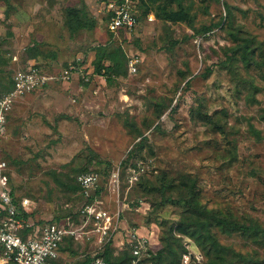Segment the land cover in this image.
I'll list each match as a JSON object with an SVG mask.
<instances>
[{
	"label": "rangeland",
	"instance_id": "rangeland-1",
	"mask_svg": "<svg viewBox=\"0 0 264 264\" xmlns=\"http://www.w3.org/2000/svg\"><path fill=\"white\" fill-rule=\"evenodd\" d=\"M107 1L0 0V92L32 65L53 73L85 57L92 75L94 49L109 38ZM180 1L192 26L157 19L163 2L142 0L139 11L154 17L118 37L114 47L125 60L105 73L108 82L96 75L84 86L74 77L69 110L63 82L14 104L7 175L15 197L31 201L34 224L78 209L66 185L85 170L108 187L102 202L115 216V253L132 231L154 251L172 243L171 227L188 216L183 201L191 185L204 210L264 229V0ZM68 11L87 14L96 28L71 31ZM132 59L135 74L128 71ZM211 233L223 247L219 259L176 234L174 250L187 252L182 264H264L259 237L218 227ZM74 246L78 254L93 251L91 244Z\"/></svg>",
	"mask_w": 264,
	"mask_h": 264
},
{
	"label": "built area",
	"instance_id": "built-area-1",
	"mask_svg": "<svg viewBox=\"0 0 264 264\" xmlns=\"http://www.w3.org/2000/svg\"><path fill=\"white\" fill-rule=\"evenodd\" d=\"M139 0H110L106 5L107 29L113 36H118L120 30L133 34L136 26L135 14L139 10ZM151 20V17L149 18ZM81 58L57 73H47L34 65L27 70L18 71L13 76V88L0 96V246L4 248V255L0 264L14 261L18 264H56L59 258V245L65 236L75 241L94 239L97 244L104 242L107 237H113L116 226L113 224L115 216L102 208L98 202L84 205L80 209L83 222L74 227L68 221L57 224L48 221L44 225H35L30 217L32 213L31 201L24 198L19 205L14 203L8 186L7 162L2 158L4 139L7 136L8 116L14 104L21 98L32 94L52 82H70L74 77L81 82L88 83L91 73L85 71ZM130 74L137 72V60H130L128 64ZM132 179L130 178V183ZM85 197H90L97 189L100 176L94 172L83 173L77 178ZM117 184L118 175L113 174L109 184ZM110 190V187H109ZM30 229L24 236L22 232ZM126 243L131 245L134 259L132 264H149L143 261L149 257L150 242L139 236L137 231L125 235ZM187 261V256H183ZM90 264H106L101 258H96Z\"/></svg>",
	"mask_w": 264,
	"mask_h": 264
},
{
	"label": "trees",
	"instance_id": "trees-1",
	"mask_svg": "<svg viewBox=\"0 0 264 264\" xmlns=\"http://www.w3.org/2000/svg\"><path fill=\"white\" fill-rule=\"evenodd\" d=\"M110 0H108L105 4V11H106V5L108 4ZM152 4H156L159 1L163 2V5L158 4L156 6V12L154 13L155 17L161 21H166L169 23H185L188 26L193 25V17L189 14V12L182 6L180 0H149ZM139 3L142 7V0H139ZM173 3H177L178 9L173 11L170 10V7L173 5ZM148 12H141L138 10V12L135 14L136 19V26L135 31L138 29V26L140 25L141 19L147 15L148 19L154 15H148ZM107 14L105 12V20L107 21ZM67 24L71 31H77L81 29H86V31H92L96 28V23L92 22L87 18V14L81 13L77 14L73 11L67 12ZM209 30V28L205 29ZM134 31V33H135ZM109 38L108 40L102 44L95 47V60L91 63L92 67V75L91 76H105V73L112 72L117 67L119 61L125 60V56L119 47H114L116 44V40H118V37H125L127 39V36H129L128 33H126L124 30H120L118 36H113L107 29ZM131 35V34H130ZM112 50H108V49ZM92 50V49H90ZM32 57V56H31ZM53 57H56L54 54ZM84 57V56H83ZM108 61L109 66H104V62ZM86 62V59H82V65ZM36 67H39L38 65H34ZM41 68V67H39ZM53 73H57L53 72ZM91 78V77H90ZM108 82L109 80L107 77L105 78ZM54 83V82H53ZM84 86H87L88 83H84ZM1 85V84H0ZM47 87V86H46ZM13 88V78L9 80L8 88L2 90L0 92V96L3 94L8 93ZM10 116V115H9ZM8 116V120H9ZM261 120L264 122V112L261 115ZM9 124H7V136L9 134ZM6 136V137H7ZM6 141V138L4 139V142ZM2 158L7 162L4 156V143H3V150H2ZM8 168V163H7ZM140 171V168L137 169ZM136 172V170H135ZM88 173L85 170L77 172L73 178L70 180V182L67 183L66 188L71 191L75 196L76 200H79L80 205L78 206V209L75 208V210L69 211L65 216H56L52 221L61 225L65 224L68 219L70 222L73 223L74 227L80 226L83 222V217L80 215V209L87 204H91L93 202H98L99 205L107 209L103 205L102 202V194L106 193L108 190V187L106 189V186H102V182L100 180L97 189L92 191L90 197H85L83 193V189L78 183V176ZM8 174V169H7ZM8 186L11 190V196L13 197L14 203L16 205H19L21 201L24 198L17 199L15 197L14 192L12 191L9 183V177H8ZM189 197L183 201L185 207L187 208L186 215H188L184 220L180 221L178 224H174L173 227H171L169 231V236L171 237L170 240H172L174 243L177 233L182 234L183 236L190 237L193 239L197 245L208 255L213 256L217 259L221 258V252L223 250V247L218 243L215 236L211 233L212 227H218L220 228L224 233L230 235L233 233H239L241 235H247V236H253V237H259L262 244L264 245V229L258 226L254 225H245L241 224L239 222L231 221L226 218L220 217L218 214H211L210 212L204 210L197 201V196L194 192V186H189ZM165 187L161 188V192L163 193ZM108 193V192H107ZM33 211L30 215H25V218L32 217ZM45 223L37 222L35 225L42 226ZM30 229H27L26 231L22 232V235L24 236L26 233H28ZM179 239V238H177ZM177 241V240H176ZM84 245V244H91L93 247V251L91 254L85 253L84 249L83 251L78 254L75 249V244L77 243ZM70 243V244H68ZM172 243H169L166 248L154 251L151 246H149V257H145L143 261H147L149 264H182L183 256L187 254L185 249L183 247H179L182 252L179 253L176 250H174ZM113 237H107L104 239V242L101 244H97L94 239H90L89 241H85L83 243L75 241L70 236H65L62 240V242L59 245V258L56 260V264H63L61 261L62 254L67 255H76L81 256V261L78 264H90L92 263L96 258L103 259L106 264H132V261L134 259V256L132 254V248L129 244H123V248L119 250V252L115 253L113 247ZM4 255V248L0 246V258ZM4 264H18L14 261H9Z\"/></svg>",
	"mask_w": 264,
	"mask_h": 264
},
{
	"label": "crops",
	"instance_id": "crops-1",
	"mask_svg": "<svg viewBox=\"0 0 264 264\" xmlns=\"http://www.w3.org/2000/svg\"><path fill=\"white\" fill-rule=\"evenodd\" d=\"M97 77H99V78H102L101 76H97ZM104 80V79H103ZM63 85H65L67 88H66V90H64V92H65V95H63L62 94V97L63 98H65V100H66V102H67V106H66V109L67 110H69L70 108H71V106H70V104H69V102H68V100L67 99H71V98H73V94H76V92L78 91V80L77 79H75L74 78V80H71L70 82H63ZM63 91V90H62ZM70 93V94H68V92ZM27 96H25V97H23V98H21V99H24V98H26ZM21 99L20 100H18V101H21ZM32 220V219H31ZM90 239H88V240H84L83 242H85V241H89ZM82 242V243H83ZM96 242V241H95ZM62 256V258H61V261H62V263L63 264H78L80 261H81V256L79 255V256H76V255H67V254H62L61 255Z\"/></svg>",
	"mask_w": 264,
	"mask_h": 264
}]
</instances>
